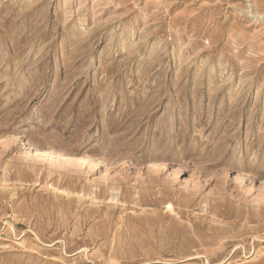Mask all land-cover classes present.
I'll use <instances>...</instances> for the list:
<instances>
[{
	"label": "rangeland",
	"instance_id": "1",
	"mask_svg": "<svg viewBox=\"0 0 264 264\" xmlns=\"http://www.w3.org/2000/svg\"><path fill=\"white\" fill-rule=\"evenodd\" d=\"M264 0H0V264H264Z\"/></svg>",
	"mask_w": 264,
	"mask_h": 264
},
{
	"label": "bare ground",
	"instance_id": "2",
	"mask_svg": "<svg viewBox=\"0 0 264 264\" xmlns=\"http://www.w3.org/2000/svg\"><path fill=\"white\" fill-rule=\"evenodd\" d=\"M256 17H259L260 20H264V16L256 15Z\"/></svg>",
	"mask_w": 264,
	"mask_h": 264
}]
</instances>
